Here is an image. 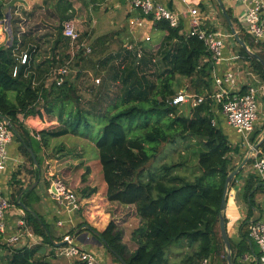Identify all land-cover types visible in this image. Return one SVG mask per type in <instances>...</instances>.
Returning <instances> with one entry per match:
<instances>
[{"label":"trees","instance_id":"1","mask_svg":"<svg viewBox=\"0 0 264 264\" xmlns=\"http://www.w3.org/2000/svg\"><path fill=\"white\" fill-rule=\"evenodd\" d=\"M60 5L69 10L68 1L61 0ZM61 19L68 21L70 17ZM156 27L168 32L157 54L161 61L145 52L140 58L139 52H129L123 62L113 64L102 76L89 109L82 106L79 89L70 80L66 79L60 86L55 82L48 84L51 70L65 64L68 57L60 62L34 64L31 57L35 49L25 51L24 37H16L12 46L0 48V114L10 121L19 151L32 167L35 163L29 149L33 150L40 169L42 159L38 153L46 151L52 139L73 135L95 144L108 201L134 207L141 220L131 234L136 247L132 252L122 243L124 234L114 221L101 234L117 263L121 264L117 258L121 256L127 264H169L171 249L183 242L182 248L188 247V255L182 263L201 264L203 259L211 258L213 264H227L220 231L221 203L226 180L238 168L234 157L240 150L233 147L220 126L213 125L216 114L212 99V55L199 38L180 34L181 27L174 29L166 22ZM239 28L238 25L240 37L253 52L240 47L238 56L249 62L264 82V64L255 56L264 61V46L255 44ZM62 30L59 41L68 42ZM22 52H27L29 60L15 77L14 69L20 65L18 57ZM84 62L87 58L81 54L75 66ZM179 77L189 79L197 97H203L202 103L189 105L188 111L184 105L169 104L178 94ZM45 116L59 125L31 134L21 119L43 120ZM263 131L264 126L252 132L253 145H257ZM179 141L186 143L188 150L181 154V161L157 162L166 145ZM63 147L66 145L58 147L56 153L64 151ZM259 148L264 153V141ZM187 165L188 175L180 172ZM242 172L232 180L230 190L239 188L250 208L240 227V240L230 239L233 264H240L246 254L255 250L249 239L248 224L256 209L257 195L264 194V182L254 173L242 179L241 184ZM35 174L38 179V172ZM86 191H82L85 197L98 192L97 188ZM23 194H26L22 203L28 211L29 224L35 233L48 240L47 225L28 210L31 192L19 190L18 195ZM2 240L0 234V253L7 252V256H0V261L5 264H49L35 259L37 247L10 253Z\"/></svg>","mask_w":264,"mask_h":264},{"label":"crops","instance_id":"2","mask_svg":"<svg viewBox=\"0 0 264 264\" xmlns=\"http://www.w3.org/2000/svg\"><path fill=\"white\" fill-rule=\"evenodd\" d=\"M65 1L70 3L69 10L67 11L60 5L61 0H0L2 13V19H0V48L12 46L16 37L21 39L23 36L26 47L25 51L31 48L35 49V55H32L31 62L34 64H43L49 61L60 62L62 58H69L71 47L66 37L68 42L59 41V29H57V26L63 22L62 17H70V20L76 23L81 39L85 40L87 46L92 50L91 54L83 55L87 58V63L89 64L86 68H83L80 64L77 65V67H82L80 70L81 74L76 75V78L71 81L79 89L80 87L77 84L78 78L83 76V74L90 76L96 74L100 76L97 79H102V76L108 73L109 68L113 64L123 62L129 56V52H139L138 56H141L144 52L157 56L168 35L167 31L158 29L156 24L150 19L132 8L127 0ZM154 1L164 4L176 13H182L186 10L181 0ZM220 1L231 21L235 22H232V24L236 31H239L237 29L239 25L243 29L242 31L245 32V1ZM200 8L207 17L206 26L208 29L223 31L229 35L228 30L231 31V28L223 14L219 0H202ZM189 20V17L182 20L180 34L188 35ZM129 45H134V49H127ZM240 47L241 45L233 38L231 33V36H228L225 40L223 61L219 68V73L223 74L225 71L233 69L237 75V88L241 90H247L249 87L257 89L259 100L260 93L264 95V82L252 70L249 62L239 58ZM247 47L248 50L252 51L248 45ZM159 56H157L158 62L161 61V57ZM139 58L137 62H139ZM105 62L107 65L103 66L102 64H105ZM129 62L130 60H128ZM182 80L185 81L184 85L182 84ZM178 81V93L187 92L189 97H197L189 79L187 82V79L179 77ZM94 85L98 87L97 84ZM114 87H117V85ZM188 105L191 106V103L189 102ZM30 118H25L24 125L31 134H33L31 131H41L59 125L58 122H40L41 119L39 117ZM216 118L219 121V126L229 137L230 143L233 147H238L240 150L239 154L235 155L234 158L236 166L238 168L242 166L241 171L243 170V172L240 179L242 181V179L253 173V160L249 156L251 151L255 149V146H258L257 150L261 152L259 147L262 140L264 141V131L258 137L257 145L251 143V133L249 135L250 145H247L244 138L227 124L226 119L220 111L216 113ZM66 139L65 141L71 144V147H63L67 151L66 153H56L57 147H60V138L52 139L50 147L46 151L38 153L42 159L40 169L36 165L32 167L27 163L26 158L19 151V143L16 139L10 145L9 154L12 162L1 178L5 195L11 203L5 216L8 231L3 236L2 242L6 245L7 238L11 237L18 230L17 222L24 219L33 236H25L17 245V249L37 247L38 252L35 259L47 261L49 264H73L71 260L60 255V248L64 246L63 244L67 238L71 237L74 244L93 253L101 264H119L113 259L107 245L102 242L101 234L114 221L124 234L122 243L132 252L136 247L132 242L131 234L135 228L140 226L141 220L136 215L130 220L126 219L123 215L121 216V213L125 209H131L134 213L136 210L134 207L123 206L108 201L106 184H99L93 174L89 175V157H86V155H88V152H95V144L88 139L73 135L66 136ZM73 139L78 141V145L73 153L76 156H73L69 152L75 145L71 142ZM68 149L70 150L68 151ZM67 154L68 156H66ZM49 170H59L62 172L68 185L80 198L83 206L80 211L70 212L49 196ZM35 172L39 174L38 179ZM84 177L85 180H83ZM242 182L241 184H243ZM93 188H97L98 192L89 197L83 195V190H87L86 192L89 193ZM19 190L31 192L29 199H27L28 210L37 217H40L45 225H47L49 230L47 233L48 240L35 233L33 227L29 224L28 211L22 203L23 196L26 194L19 196ZM257 197H259L258 201L260 202L259 206L262 217L257 218L255 214V211L259 208L256 204V209L252 212V220L264 218V194L261 193ZM247 207V203L239 193V188L229 189L225 219L228 221L226 228L229 240L231 239L233 242L240 240L241 224L249 215ZM90 229L97 231L99 235H94ZM1 253V257L7 256L6 251H2ZM254 253H259L256 245ZM187 255L188 247L184 246L177 250L176 248H172L169 255V264H184L182 261ZM217 264H222V262ZM240 264L244 263L241 261Z\"/></svg>","mask_w":264,"mask_h":264},{"label":"built area","instance_id":"3","mask_svg":"<svg viewBox=\"0 0 264 264\" xmlns=\"http://www.w3.org/2000/svg\"><path fill=\"white\" fill-rule=\"evenodd\" d=\"M127 1L132 8L141 12L154 24L166 22L171 28L178 29L181 27L184 18H190L188 34L199 38L205 43L214 62L212 99L215 101V114L220 111L227 124L244 138L247 145H250L249 135L255 130L260 119L258 91L253 87H249L247 90L237 88V75L233 69H229L223 74L219 73L223 61L225 40L231 34L228 35L223 31H214L207 28V17L200 8L202 0H181L186 7V10L182 13H176L164 4L157 3L154 0ZM244 1L246 3L244 30L254 40L255 44L264 46V0ZM62 28L63 36L70 42L71 52L65 64L53 68L48 76V84L55 82L58 86L62 85L68 78L77 62V58L81 54L89 55L92 51L87 46L86 41L81 39L77 25L73 20L64 22ZM134 47V45H129L127 49L133 50ZM18 60L20 65L14 69L13 75L15 77L21 66L28 63L27 52H22ZM100 83L101 79L95 80V84L99 85ZM189 102L191 106H196L203 102V97H189L187 92H180L171 98L169 104L174 107L186 105ZM213 125L219 126L217 118H214ZM35 135L40 138L38 134ZM14 139L15 132L12 127L5 121L0 120V234L2 236L8 231L5 216L11 203L5 195L1 178L12 162L9 147ZM249 158L253 160V173L264 182V153L253 149ZM48 193L53 200L70 212L80 211L83 208L78 194L68 185L64 175L59 170H49ZM17 227V232L7 238L6 246L10 253L17 249V245L25 236H33L24 219L17 222ZM248 235L250 241L258 247L259 253L249 252L243 257L242 262L244 264H264V218L249 222ZM66 241L67 244L60 248V255L71 260L73 264H101L93 253L74 244L71 237L67 238ZM201 264H213V262L211 258H205L201 261Z\"/></svg>","mask_w":264,"mask_h":264},{"label":"rangeland","instance_id":"4","mask_svg":"<svg viewBox=\"0 0 264 264\" xmlns=\"http://www.w3.org/2000/svg\"><path fill=\"white\" fill-rule=\"evenodd\" d=\"M63 22L60 25L57 26V29L61 30V28L63 26ZM88 64L89 63L84 62L81 65H82L83 68H86V66ZM82 67L74 66V68L72 69V71H71V73H70V75L68 76L67 79L70 80V81L74 80L76 78V75L81 74L80 70L82 69ZM99 77L100 76L99 75L97 76L96 74H93L91 76L88 75V74H83V76L78 78V83L77 84L80 87L79 88V95L82 98V106L86 107L87 109H89L92 106V104H93V102L95 100V90H97V87H95L96 85H94V84H95V80L97 78H99ZM187 82H188V80H187ZM182 84L183 85L185 84L184 80H182ZM263 93H264V91H263ZM263 99H264V95L260 93V98H259V102H260V119H259V121H258V123L256 125L257 127L255 128V131L256 130H260L264 126V100ZM188 107H189L188 104L184 105V108H185L186 111H188ZM21 119H23L22 121L25 122V118L21 117ZM40 122H57V121L56 120H54V121L50 120L48 117L45 116V119L41 120ZM65 140H67L66 136L60 138V143H64L66 145V147H69V146L71 147V144L67 143ZM71 142L74 143L75 145L72 148V150L68 149V151L70 150L69 152L73 156H76V154H73V153H74V151H75V149H76V147L78 145V141L73 139V141H71ZM62 145H60V146H62ZM66 152L67 151L64 150L61 153H66ZM162 152L163 153L161 154L160 158L157 159V162H160V163L173 162V161L174 162H179V161H181V158H180L181 154L185 155L188 152V150L186 149V143H184L182 141H179L175 145H171V144L166 145ZM66 156H68V154ZM86 157H89L88 158L89 166H90L89 175L93 174V176L95 177V179L97 180V182L99 184H102V185L106 184L105 181H104V178H103L102 166H101L100 161H99L98 152L96 150H95L94 153L88 152V155H86ZM180 172L188 175V165L184 169H181ZM258 198L259 197H257V199H256L257 200L256 204L259 206L260 202L258 201ZM247 208L248 209L250 208L249 205H248ZM255 212H256L255 214H256L257 218H259L260 216L262 217V212H261L260 206H259V208H257V211H255ZM246 213H248V212H246ZM122 215L125 216L126 219L130 220V219H132V217H135L136 214L131 209H125L121 213V216ZM175 246H176V250L177 249H181L182 246H183V242H181L180 244L178 243ZM0 264H5V262L2 260V261H0Z\"/></svg>","mask_w":264,"mask_h":264},{"label":"water","instance_id":"5","mask_svg":"<svg viewBox=\"0 0 264 264\" xmlns=\"http://www.w3.org/2000/svg\"><path fill=\"white\" fill-rule=\"evenodd\" d=\"M219 4L221 6V9L223 11V14L227 20V22L229 23V26L231 28V33L233 38L241 45L242 48L246 49L247 51L251 52L250 50H248V47L246 45V43L242 40V38L240 37L239 33L236 31V29L234 28L232 21L229 17V15L227 14L226 10L224 9V6L222 4V2L219 0ZM254 54V53H253ZM256 58H258L263 64L264 61H262L257 55H255ZM0 120L5 121L6 123H8L11 126L10 121L8 120L7 117L3 116L0 114ZM264 135V133H263ZM263 142V140H262ZM258 146H255V149H257ZM33 161L35 163L36 166H38V162H37V158L33 152L32 149H29ZM242 166L237 168L236 170H234L230 176L227 178L226 180V184H225V191H224V196H223V200L221 203V218H220V231H221V236L223 238V242L226 246V250H227V260H228V264H233V260L231 257V245H230V240H229V235L227 232V228H226V221H225V214H226V209H227V202H228V197H229V189H230V183L232 182V180L241 172ZM94 235H99V233L95 230L90 229ZM102 242L107 245L106 241L102 239ZM67 241L64 242L63 245H66ZM117 258L119 259L121 264H127V262L121 257V256H117Z\"/></svg>","mask_w":264,"mask_h":264}]
</instances>
